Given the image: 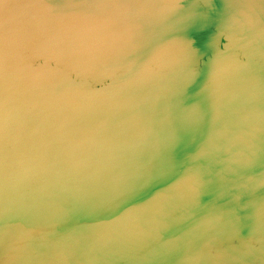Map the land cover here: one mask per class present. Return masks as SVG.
I'll use <instances>...</instances> for the list:
<instances>
[{"label": "water", "instance_id": "obj_1", "mask_svg": "<svg viewBox=\"0 0 264 264\" xmlns=\"http://www.w3.org/2000/svg\"><path fill=\"white\" fill-rule=\"evenodd\" d=\"M0 264H264V0H0Z\"/></svg>", "mask_w": 264, "mask_h": 264}]
</instances>
